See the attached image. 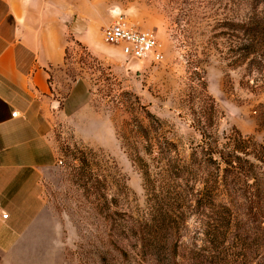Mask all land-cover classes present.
<instances>
[{"label":"rangeland","instance_id":"374dc122","mask_svg":"<svg viewBox=\"0 0 264 264\" xmlns=\"http://www.w3.org/2000/svg\"><path fill=\"white\" fill-rule=\"evenodd\" d=\"M58 1L67 24L88 22L91 47L69 37L57 79L69 117L48 138L55 155L28 221L0 224L11 230L0 238V264H171L175 241L179 264H264V163L257 181L219 173L212 197L231 220L217 248L204 239L225 231L222 210L198 206L187 177H168L180 199L160 200L173 215L161 223L138 164L155 176L167 159L169 169L193 151L206 159L231 128L262 142L264 0ZM119 16L155 34L161 61L126 59L105 42L102 29Z\"/></svg>","mask_w":264,"mask_h":264},{"label":"crops","instance_id":"0c3cea01","mask_svg":"<svg viewBox=\"0 0 264 264\" xmlns=\"http://www.w3.org/2000/svg\"><path fill=\"white\" fill-rule=\"evenodd\" d=\"M62 15L58 0H0V224L25 223L34 211L43 169L55 155L48 138L69 117L57 81L69 37L91 47L86 32L69 31L75 17L67 24ZM2 231L0 238H11Z\"/></svg>","mask_w":264,"mask_h":264},{"label":"trees","instance_id":"16d2710c","mask_svg":"<svg viewBox=\"0 0 264 264\" xmlns=\"http://www.w3.org/2000/svg\"><path fill=\"white\" fill-rule=\"evenodd\" d=\"M251 44L248 42V46L245 48L250 49ZM248 53L250 52H247V54ZM230 130L231 132L226 136V142H217L215 140V148H210V151H207L204 143L199 146L200 150L198 152L204 155L207 151L208 157L206 159H198L196 152L193 151L187 160H173L172 166L170 167L171 169L168 167L171 159H169V162L167 159V163H164V166L158 169L155 176L150 174L147 164L142 160H140V162L138 161V164H140L139 168L142 169L143 173L144 188L149 196L147 197V200L150 202H148V207H150L151 212H153V207L157 206L155 209L156 212H154L157 213L156 218L159 219L161 223H163L166 218L171 221L172 219L170 217H173V215H170L167 208L163 209L162 206H159L164 205L160 200L164 198L171 199V201L176 203L175 206L177 207L180 199V194L178 192L175 194L171 192L176 188L175 185L172 186L170 184L168 177L175 178V181L187 177V183L188 181L192 182L190 188L187 190H191L192 193H195L194 196H196L193 201H195L198 206H217L222 210L221 213H218L221 215V220H224L223 223L226 226L225 231H221L218 228H211V231L205 232L204 241L209 247L213 248L225 245L228 234L226 228L229 227L231 220L229 206L227 204L216 203L212 197V193L216 188L215 185L220 180L219 173L222 172L226 175L227 173H234L235 177L239 178L250 175V178H254L253 181H257L256 170L259 168V164L264 163V138L261 143L256 144L250 137L242 135L236 128H231ZM156 152L157 156L155 158H161L159 156H161L162 151L156 150ZM213 155H215L214 158ZM194 183L201 184L200 189L196 190V192H193ZM170 188H172V190ZM143 220L145 221V224L142 228L149 226L147 222H149L150 219L144 218ZM146 245L148 244L142 242L140 247L143 248L146 247ZM176 251L177 244L175 241L172 246L171 256L173 257V260L171 264H179L175 259Z\"/></svg>","mask_w":264,"mask_h":264},{"label":"built area","instance_id":"2783aa9c","mask_svg":"<svg viewBox=\"0 0 264 264\" xmlns=\"http://www.w3.org/2000/svg\"><path fill=\"white\" fill-rule=\"evenodd\" d=\"M102 36L105 42L119 46L126 59H151L154 62H159L162 59V52L155 34L151 30L134 28L121 16L102 29ZM11 116H17V112H12ZM1 215L3 218L8 216L7 213Z\"/></svg>","mask_w":264,"mask_h":264},{"label":"water","instance_id":"95a60500","mask_svg":"<svg viewBox=\"0 0 264 264\" xmlns=\"http://www.w3.org/2000/svg\"><path fill=\"white\" fill-rule=\"evenodd\" d=\"M88 29V25L85 24V22H83L80 18H74L73 21L70 24L69 27V31L73 34V35H80L84 32H87ZM130 60H135L136 59H130Z\"/></svg>","mask_w":264,"mask_h":264}]
</instances>
